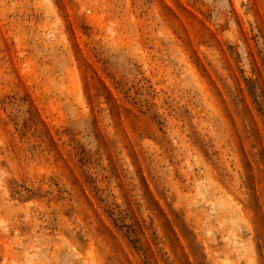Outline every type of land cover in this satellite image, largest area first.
Here are the masks:
<instances>
[{
    "label": "rangeland",
    "instance_id": "obj_1",
    "mask_svg": "<svg viewBox=\"0 0 264 264\" xmlns=\"http://www.w3.org/2000/svg\"><path fill=\"white\" fill-rule=\"evenodd\" d=\"M0 264H264V0H0Z\"/></svg>",
    "mask_w": 264,
    "mask_h": 264
}]
</instances>
